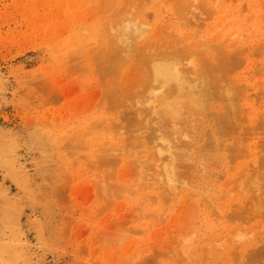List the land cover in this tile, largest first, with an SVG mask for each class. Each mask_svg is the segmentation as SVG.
<instances>
[{"label": "rangeland", "instance_id": "rangeland-1", "mask_svg": "<svg viewBox=\"0 0 264 264\" xmlns=\"http://www.w3.org/2000/svg\"><path fill=\"white\" fill-rule=\"evenodd\" d=\"M124 24L137 28L129 51ZM144 50L189 78L210 59L228 66L231 104L141 101ZM0 89V123L41 184L23 215L33 264H264V0H0ZM231 107L242 124L215 125ZM66 142L86 149L70 158Z\"/></svg>", "mask_w": 264, "mask_h": 264}, {"label": "bare ground", "instance_id": "bare-ground-1", "mask_svg": "<svg viewBox=\"0 0 264 264\" xmlns=\"http://www.w3.org/2000/svg\"><path fill=\"white\" fill-rule=\"evenodd\" d=\"M131 25H128V24H124V28L122 29V33L120 35V38H119V44H123V45H126L125 47L123 46V50L125 49L128 50L130 48L129 45H131V41H132V37L130 36L131 33H132V30L130 28ZM137 28H135L133 31H135ZM131 31V33H129ZM140 41V40H139ZM132 46V45H131ZM129 51V50H128ZM143 55H141V57L143 58V60L145 61V64L147 65L146 67V74L144 75L143 73V76L145 77V79H147V81L144 79L143 77V80H145V84L147 85V90L145 91V86H142L144 83H141L140 85L143 87V90L140 91L139 89V93L142 94L143 91L145 94V92L147 94L145 95H148V97H139L141 98L140 100L142 101V99H145V98H148L149 100L153 99L154 101L159 98L161 99L160 97H163L164 101L166 102V100H170L172 98H179L182 100V101H189V102H193L195 103L196 105L198 106H201L203 107V103L207 102L206 104L208 105V99L210 97V101L211 99L217 97L215 100H212V101H218L219 99H226L227 101H230L234 96H235V93L233 92L234 90H229L232 89V87L234 86H231V84H236V79H234L233 81L232 78H231V72L230 70H227L228 66L226 67L225 66H221L220 64H218L216 61H214L213 59H210L208 62L209 64L207 65H204L203 69V73L199 72V69L198 71H196L194 74H191V76H193V78H189L188 77V74L187 76L185 75V72L184 70L179 67L180 65L177 64V63H172L170 62V57L167 55V54H164V53H161L159 55H155V56H150L147 52H144L142 53ZM153 54V53H151ZM211 61V63H210ZM145 70V69H144ZM227 70V72H226ZM228 71L230 72V74H228ZM192 72H194L192 70ZM142 73V72H140ZM227 73V74H226ZM2 79V78H1ZM142 80V79H141ZM224 81L226 83H228L227 85L224 84ZM141 82V81H140ZM143 82V81H142ZM144 84V85H145ZM223 84V85H222ZM2 85V84H1ZM228 86V87H227ZM140 87V86H138ZM141 87V88H142ZM105 89V88H104ZM106 91V90H105ZM235 92H237V90H235ZM138 93V94H139ZM106 94V93H105ZM0 95H1V89H0ZM139 96V95H138ZM215 96V97H214ZM219 98V99H218ZM3 101V100H2ZM105 100H102V102L104 103ZM145 101H147L145 99ZM145 101H143L145 103ZM1 102V101H0ZM101 102V104H102ZM140 102V101H138ZM214 103V102H213ZM231 104V101L229 102ZM2 103H0V112L2 110ZM142 104V103H139V105ZM215 104V103H214ZM103 105V104H102ZM206 105V107H208ZM105 106V105H103ZM143 106V105H142ZM193 106V105H192ZM101 107V106H100ZM167 107V106H165ZM213 107L212 105L209 106V108ZM215 107V106H214ZM217 107V106H216ZM144 108V107H143ZM163 108V107H162ZM147 112V110H150V109H146L144 108ZM143 109V111H139V112H145V110ZM203 109V108H202ZM230 110L226 111V112H221L220 111V114L218 116H216V122L214 123L215 125H219L220 127H222L221 125H223L224 128H227V126L229 125H232L234 124V126H237L238 125V122L237 121L238 119L235 118V111L233 109V107L229 108ZM212 111H214L213 109H211ZM151 111V110H150ZM206 111V110H205ZM208 111V110H207ZM210 111V110H209ZM149 112V111H148ZM147 112V113H148ZM208 113V112H207ZM1 114V113H0ZM149 114V113H148ZM147 114V115H148ZM210 114L212 113H208V118L210 117ZM217 114V113H216ZM140 115V113H139ZM151 115V114H149ZM130 116V115H129ZM126 116V118H130V121L131 120V116ZM178 116V114H177ZM214 116V112H213V115ZM135 117V122L137 120H140L138 119L136 116ZM169 118V117H168ZM137 119V120H136ZM215 119V118H214ZM126 122L129 121V120H125ZM129 123H135L134 121L133 122H130ZM212 121V119H211ZM153 122V121H152ZM139 123V121H138ZM137 123V124H138ZM146 123V122H145ZM148 123V122H147ZM151 123V122H150ZM221 125H220V124ZM240 123V122H239ZM102 124V123H101ZM136 124V123H135ZM140 124V123H139ZM138 124V125H139ZM242 124V123H240ZM100 125V124H99ZM148 125V124H147ZM213 125V124H212ZM134 126V124H133ZM132 126V127H133ZM136 126V125H135ZM214 126V125H213ZM216 126V128H217ZM233 126V125H232ZM92 127V126H91ZM116 127V126H115ZM114 126L112 127L111 126V129L114 130L115 128ZM118 127V130L121 129V126H117ZM231 127V126H230ZM94 128V126H93ZM215 128V129H216ZM97 129V128H96ZM96 129H93V130H96ZM104 129V127H103ZM107 129V128H105ZM104 129V131H105ZM213 129V128H212ZM218 129V128H217ZM216 129V130H217ZM225 129V130H227ZM232 129V128H231ZM10 130V129H9ZM7 130L5 127H3V125L0 123V264H33V261H32V253H31V244H30V241L28 239V236H27V233L24 229V225H23V215H24V212L25 210H27L28 208H31V209H35V208H39L40 207V201H41V184H38L36 183L35 179H33V176L31 175L30 173V168H27L28 167V164H26V158H25V151H24V147H23V144L20 140V138L12 131V130ZM98 130V129H97ZM156 130V129H155ZM214 130V129H213ZM224 130V129H222ZM221 130V131H222ZM230 130V129H229ZM97 132V131H96ZM117 132V128H116V131ZM155 132V131H154ZM220 132V129L217 133ZM84 133V132H83ZM83 133H80V134H83ZM95 133V132H94ZM118 133V132H117ZM156 133V132H155ZM215 133V132H214ZM80 134L78 133V137L80 136ZM90 134V133H89ZM88 134V136H89ZM92 134V132H91ZM111 134V133H110ZM85 135H87L85 133ZM216 135V134H215ZM71 136V135H70ZM74 136V135H73ZM77 136V134H76ZM84 136V135H82ZM158 136V135H157ZM75 138L74 140L78 139ZM105 137V136H104ZM111 137V136H110ZM107 138V137H106ZM212 138V137H211ZM155 139V137H154ZM153 139V140H154ZM217 139V138H216ZM215 139V141H216ZM72 142L74 143V140L71 139ZM70 140V142H71ZM213 140V139H212ZM211 140V141H212ZM90 141V140H89ZM165 141V140H164ZM78 142V140L76 141ZM72 143V144H73ZM80 143V142H79ZM107 143V142H106ZM65 145L69 144V142H66L64 143ZM71 144V143H70ZM77 144V143H76ZM167 144V143H166ZM78 145V144H77ZM79 145H82V144H79ZM78 145V146H79ZM168 145V144H167ZM232 145V144H231ZM70 145L66 146L64 148V152L66 151H71L70 148H68ZM72 146V145H71ZM75 146H72V152L74 153V151L78 150V151H82V149H86L85 147H81L79 146L80 148H78V146L75 149ZM103 146V145H102ZM157 146V145H156ZM155 146V147H156ZM162 146V145H160ZM158 145V147H160ZM234 146V144H233ZM232 146V147H233ZM74 147V148H73ZM100 147V146H98ZM105 145L102 147L104 148ZM113 148V146H111ZM169 147V146H167ZM230 146V149L232 148ZM238 147V146H237ZM109 147L106 148V150L104 151V149L102 150V152L100 154L102 155H105V157L110 153V151L112 152V155H113V152L115 153L116 151L120 150L119 148L118 149H115V147L112 149ZM65 149H68V150H65ZM80 149V150H79ZM101 149V148H100ZM99 149V150H100ZM109 151H108V150ZM112 149V150H110ZM154 149V148H153ZM116 150V151H115ZM156 150V149H155ZM96 151V150H95ZM95 151L92 153L93 155H95V158L97 157V161L99 164V160L104 162V159H102V156L100 155H97L94 154ZM108 151V153L106 152ZM168 151V150H167ZM48 152V151H47ZM63 152V151H62ZM65 152V153H66ZM72 152H70L71 154L68 155L69 152H67L66 154L71 158V155H74L77 153V151L73 154ZM92 152V151H91ZM122 152V151H121ZM64 153V154H65ZM97 153V152H96ZM80 154V153H79ZM78 154V155H79ZM90 154V153H89ZM151 154V153H150ZM149 154V155H150ZM155 154V159L157 158V155L156 153H153ZM84 155V154H83ZM110 154V156H112ZM120 154H117L115 155L117 158L113 159V157H109V155L107 157H109V162H111L112 160L116 161L119 159V156ZM122 155V154H121ZM67 156V157H68ZM77 156V155H76ZM114 156V155H113ZM114 156V157H115ZM123 156V155H122ZM153 156V155H152ZM153 156V157H154ZM68 157V158H69ZM83 157V156H81ZM80 157V158H81ZM98 157L101 159H98ZM106 157V158H107ZM150 157V156H149ZM79 158V156H78ZM76 158L75 160H73L72 163H75L77 162V159ZM86 158V156H85ZM165 158V157H164ZM154 159V158H152ZM161 158H159L158 160H160ZM85 160V159H83ZM87 160V159H86ZM108 160V159H107ZM111 160V161H110ZM157 160V161H158ZM75 161V162H74ZM81 161V160H80ZM89 162V160H87ZM112 161V162H113ZM120 160L116 161L117 163L119 162ZM156 161V160H155ZM161 161V160H160ZM93 162V161H92ZM91 162V163H92ZM95 162V163H96ZM163 162V161H162ZM33 163V162H32ZM79 163V162H78ZM90 163V164H91ZM94 163V164H95ZM97 163V165H98ZM114 163V162H113ZM76 164V163H75ZM89 164V165H90ZM93 166H96L94 165ZM103 164V163H102ZM115 164V163H114ZM88 165V167H89ZM154 165H156L154 163ZM159 165V164H158ZM71 166V165H69ZM153 166V164H151V167ZM86 167V166H85ZM99 167H102L101 165L100 166H96V169L100 171V168ZM115 167V166H114ZM155 168L157 166H154ZM90 168V167H89ZM88 168V169H89ZM155 168L152 167V169H154L155 171ZM86 169V168H85ZM110 172L111 169L107 168ZM161 168H157L156 171L160 170ZM96 170V171H97ZM107 170V172L101 176V172L100 173V176L103 177L104 179L106 178L107 176V173H109ZM172 170V169H171ZM113 171V169H112ZM155 171V172H156ZM161 171V170H160ZM173 171V170H172ZM162 173L164 171H161ZM161 172H156L157 175H159V173ZM98 173V174H99ZM122 173V172H121ZM97 174V175H98ZM111 174V173H110ZM155 174V173H154ZM153 174V176H154ZM155 174V175H156ZM114 175V174H113ZM167 175V173L165 174ZM99 176V175H98ZM111 176V175H110ZM164 176V175H163ZM169 176V175H168ZM170 176H172L170 174ZM100 177V178H101ZM113 177V176H112ZM138 177V176H137ZM36 178V177H35ZM103 178H101V180H103ZM163 178H160V182L158 183H161ZM170 179V178H169ZM66 180V179H65ZM69 180V179H68ZM107 180V179H105ZM113 180V179H111ZM153 180H159V178L155 179V177H153ZM114 181H116V179H114ZM108 182V181H107ZM106 182V183H107ZM164 179H163V183H164ZM100 183V182H99ZM110 183V182H108ZM107 183V184H108ZM114 182L112 181V184ZM116 183V182H115ZM114 183V184H115ZM120 182H117L115 185V187L117 188L118 187V184ZM157 183V181H156ZM170 183V181H169ZM113 184V186H114ZM166 184V183H165ZM68 185V184H67ZM98 185V184H97ZM101 185V187H100ZM104 186V184H99L98 186L103 189L104 187H106V185ZM109 185V184H108ZM125 184H122L121 185L119 184V187L118 188H121L120 186H123L124 187ZM97 186V187H98ZM126 186V185H125ZM56 187V186H55ZM54 187V189H55ZM69 187V185H68ZM96 187V186H95ZM98 187V188H99ZM134 187H135V182H134ZM133 187V188H134ZM99 188V189H100ZM109 188V186H107V189ZM58 189V188H57ZM106 189V190H107ZM110 189V188H109ZM112 189H115V188H112ZM111 189V190H112ZM98 190V189H97ZM172 190V189H171ZM89 191V190H88ZM80 192V191H79ZM101 192V191H100ZM119 192V191H118ZM120 192H123V191H120ZM106 193V192H104ZM103 193V194H104ZM64 194V193H63ZM102 194V195H103ZM112 194V193H110ZM116 194V198L118 197V193H114V195ZM120 194V193H119ZM61 195V194H60ZM99 195V194H98ZM106 195V194H105ZM109 195V194H108ZM171 195V194H170ZM53 196V194H52ZM101 196V195H100ZM102 197V196H101ZM105 198V196H103ZM108 198V196H106ZM64 198V197H62ZM111 198H114L113 196H111ZM61 199V198H60ZM110 199V196L109 198ZM62 201V200H61ZM108 201V200H107ZM45 202V201H44ZM60 204V203H59ZM87 204V203H86ZM107 204V203H106ZM84 207V206H83ZM104 207V206H103ZM105 208V207H104ZM60 209V208H59ZM85 210V209H84ZM38 211V210H37ZM86 212L88 210H85ZM100 211L101 208H100ZM48 212V211H47ZM50 213V212H49ZM99 213V211H98ZM219 214V213H218ZM218 214H215L216 216ZM40 215V214H39ZM29 218V217H28ZM219 218V217H218ZM217 218V220H218ZM223 218V217H222ZM222 218H219V220ZM43 220V219H42ZM191 225V223H190ZM30 226L32 228V230L35 232V237L37 239V241H43L45 240L44 239V224L43 222L38 219V217H36L34 215V217H32L30 219ZM189 224L185 225L184 226V230H182L183 232H179V237L181 238V240H184L186 235L188 234L189 232ZM31 230V231H32ZM46 233V232H45ZM234 237H237V236H234ZM47 238V237H45ZM49 238V237H48ZM188 238V237H187ZM35 239V240H36ZM239 239V238H237ZM185 241V240H184ZM49 242H52V241H49ZM43 243V242H41ZM46 245H48L47 241L46 243H44ZM50 244V243H49ZM38 245V243H37ZM40 245V244H39ZM38 245V247H39ZM50 246V245H48ZM43 247V245H42ZM51 247V246H50ZM47 248V247H46ZM262 251V250H261ZM256 253V252H255ZM259 254V252H257ZM261 253V252H260ZM257 254V255H258ZM36 257V256H35ZM37 258V257H36ZM40 258L38 257V260ZM43 259V258H42ZM43 261V260H42ZM39 262V261H38ZM43 263V262H42ZM40 264V263H39Z\"/></svg>", "mask_w": 264, "mask_h": 264}]
</instances>
